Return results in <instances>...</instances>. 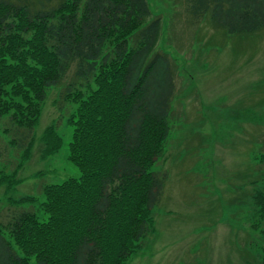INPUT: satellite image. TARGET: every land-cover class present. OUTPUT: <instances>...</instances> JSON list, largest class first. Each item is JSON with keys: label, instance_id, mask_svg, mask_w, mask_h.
Segmentation results:
<instances>
[{"label": "trees", "instance_id": "1", "mask_svg": "<svg viewBox=\"0 0 264 264\" xmlns=\"http://www.w3.org/2000/svg\"><path fill=\"white\" fill-rule=\"evenodd\" d=\"M188 2L227 35L264 31V0ZM149 15L147 0H0V119L15 130L9 144L28 158L47 92L74 65L61 98L70 109L68 160L79 170L16 202L40 201L44 218L20 209L1 223L0 264H128L138 249L166 179L150 168L164 150L175 92L173 63L156 49L160 19ZM40 140L45 157L63 145L54 124ZM254 203L251 228L264 235V189Z\"/></svg>", "mask_w": 264, "mask_h": 264}, {"label": "rangeland", "instance_id": "2", "mask_svg": "<svg viewBox=\"0 0 264 264\" xmlns=\"http://www.w3.org/2000/svg\"><path fill=\"white\" fill-rule=\"evenodd\" d=\"M147 2L148 20L161 22L156 49L173 63L175 92L164 150L150 168L166 174L162 194L128 264H256L264 253V235L250 221L254 195L264 189V31L227 35L208 14H192L188 0ZM74 69L49 88L27 159L21 156L29 151L9 144L15 130L0 119V225L20 209L43 219L40 201L16 202L79 176L68 160L70 109L61 98ZM52 124L63 145L45 157L40 136ZM6 127L11 134L2 133Z\"/></svg>", "mask_w": 264, "mask_h": 264}]
</instances>
